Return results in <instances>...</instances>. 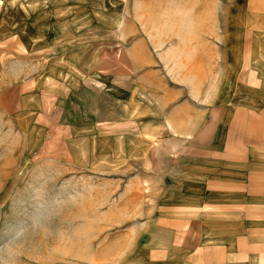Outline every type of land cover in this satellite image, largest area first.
<instances>
[{"label":"rangeland","instance_id":"1","mask_svg":"<svg viewBox=\"0 0 264 264\" xmlns=\"http://www.w3.org/2000/svg\"><path fill=\"white\" fill-rule=\"evenodd\" d=\"M263 10L0 0V264H130L164 244L169 203L195 194L194 141L167 115L191 133L179 114L210 67L228 66L223 50L257 54L263 69Z\"/></svg>","mask_w":264,"mask_h":264},{"label":"crops","instance_id":"2","mask_svg":"<svg viewBox=\"0 0 264 264\" xmlns=\"http://www.w3.org/2000/svg\"><path fill=\"white\" fill-rule=\"evenodd\" d=\"M233 53L223 50L218 58L228 66L210 67L207 88L201 94L195 88L190 118L180 112V121L193 122L191 133L172 124L176 112L167 115L175 136L194 141V152L185 154L195 160L188 164L195 169V194L169 203L166 242L150 241L147 259L130 264H264V63L254 68L259 55L250 54L252 63L247 51Z\"/></svg>","mask_w":264,"mask_h":264}]
</instances>
